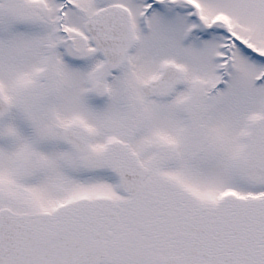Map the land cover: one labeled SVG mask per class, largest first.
<instances>
[{
	"label": "snow or ice",
	"instance_id": "snow-or-ice-1",
	"mask_svg": "<svg viewBox=\"0 0 264 264\" xmlns=\"http://www.w3.org/2000/svg\"><path fill=\"white\" fill-rule=\"evenodd\" d=\"M0 264H264V0H0Z\"/></svg>",
	"mask_w": 264,
	"mask_h": 264
}]
</instances>
